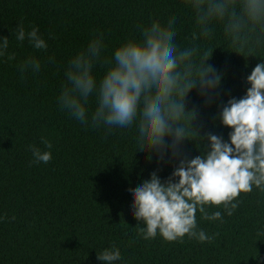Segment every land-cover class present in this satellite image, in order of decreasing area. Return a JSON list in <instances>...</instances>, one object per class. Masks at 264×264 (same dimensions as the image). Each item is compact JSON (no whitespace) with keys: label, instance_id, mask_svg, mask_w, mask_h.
Listing matches in <instances>:
<instances>
[{"label":"trees","instance_id":"trees-1","mask_svg":"<svg viewBox=\"0 0 264 264\" xmlns=\"http://www.w3.org/2000/svg\"><path fill=\"white\" fill-rule=\"evenodd\" d=\"M214 2L227 4L225 16L201 24L190 0H0V37L9 38L0 56V264H104L97 253L113 246L121 252L116 264H264V192L254 187L241 193L231 216L209 206L210 213L222 212L223 222L197 213L199 228L215 236L211 242L187 235L183 242L159 234L144 239L140 229L146 225L132 214L131 190L154 171L167 180L177 162L170 152L163 162L139 152L138 123L92 127L96 93L88 101L89 125L58 103L69 61L91 40L102 35L105 45L94 68L99 82L107 70L103 61L159 22L175 33L178 52L194 50L192 79L208 65L221 76L211 102L199 84L186 97L189 115L181 124L190 138L182 151L189 159L202 155L207 145L193 135L198 132L230 143L232 129L218 113L230 98L246 95L247 77L264 63V15L251 20L246 0ZM234 23L238 33L231 30ZM20 25L26 33L38 28L47 49L18 41ZM29 58L40 61L39 72L22 71ZM30 145L51 151L52 159L34 163Z\"/></svg>","mask_w":264,"mask_h":264},{"label":"clouds","instance_id":"clouds-1","mask_svg":"<svg viewBox=\"0 0 264 264\" xmlns=\"http://www.w3.org/2000/svg\"><path fill=\"white\" fill-rule=\"evenodd\" d=\"M190 3L198 11L201 24L223 19L227 11L226 3L214 0ZM245 12L255 22L264 15V0H246ZM239 27L234 23L231 30L238 33ZM174 37L170 27L153 22L142 30L140 39H128L110 60L103 61L107 70L99 82L94 68L102 60L105 45L102 35L94 38L69 61L67 83L58 103L77 121L89 125L88 101L96 93L92 127L127 128L138 123L139 152L155 153L161 162L170 152L171 159L177 162L167 180L154 171L150 179L131 190L132 214L146 225L140 229L144 239H154L159 234L169 242H183L187 235L201 243L211 242L215 236L199 228L197 213L203 220L223 222L222 212L210 213L209 206L222 207L231 216L240 204L237 197L241 193H251L254 187L264 192V63H258L247 77L251 87L246 95L230 98L218 113L222 124L232 129L230 143L222 136L194 133L207 146L202 155L189 159L182 151L184 141L190 138L181 124L189 115L186 97L199 84L200 95L211 102L221 86V76L208 65L199 70L198 80L192 79L194 50L178 52ZM26 38L35 49L48 47L38 28L26 33L22 25L18 26L16 39L22 42ZM8 47L9 38L0 37V56ZM40 67V61L33 58L21 65L22 71L31 68L39 72ZM42 143L48 149L53 147L47 139ZM29 148L34 163L52 159L51 151H41L35 145ZM97 258L104 264H116L121 252L113 246L97 253Z\"/></svg>","mask_w":264,"mask_h":264}]
</instances>
